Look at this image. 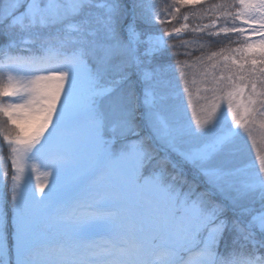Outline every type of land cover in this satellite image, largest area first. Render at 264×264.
Listing matches in <instances>:
<instances>
[{
  "label": "snow or ice",
  "instance_id": "1",
  "mask_svg": "<svg viewBox=\"0 0 264 264\" xmlns=\"http://www.w3.org/2000/svg\"><path fill=\"white\" fill-rule=\"evenodd\" d=\"M203 3L0 0V264H264V0Z\"/></svg>",
  "mask_w": 264,
  "mask_h": 264
},
{
  "label": "rangeland",
  "instance_id": "2",
  "mask_svg": "<svg viewBox=\"0 0 264 264\" xmlns=\"http://www.w3.org/2000/svg\"><path fill=\"white\" fill-rule=\"evenodd\" d=\"M154 2L162 6H167V5H171L173 3V0H154ZM223 2L224 0H204V3L196 6L195 9H193L192 7H187V6L181 8V12L179 14L181 21L178 22L177 26H179L180 23H185V21H183L184 14L189 15V20L186 23H188L190 27L195 26L196 24H200V23H207L208 22L207 19H199L198 17L193 16L192 13L194 11L199 12L201 9H203L209 4H220ZM173 26H174L173 24H169V25H157L156 27L157 28H164V27L171 28ZM186 34L193 35L190 31H186L185 33L182 34V36L185 39H188V40L201 39V38H197V36L195 35H193V37L191 38H187ZM168 39H171V38H168ZM172 42L177 43V44L180 43L179 40H175ZM198 54H199L198 52H193L192 56L190 57L181 56L179 59L181 60L188 59L189 61H191ZM189 116H191V113H189ZM258 153L261 155H264V129H261L259 127V123H257V126L253 130V136L251 138L246 139V141L240 145L239 163L245 164V163L251 162L252 160L256 159ZM189 178L191 179V176ZM4 194H5V189L3 185H0V204H2L3 202Z\"/></svg>",
  "mask_w": 264,
  "mask_h": 264
},
{
  "label": "trees",
  "instance_id": "3",
  "mask_svg": "<svg viewBox=\"0 0 264 264\" xmlns=\"http://www.w3.org/2000/svg\"><path fill=\"white\" fill-rule=\"evenodd\" d=\"M181 21V19H180V17L177 19V20H173L172 22H171V24H173L174 26H177L178 25V22H180ZM196 36V35H195ZM186 37L187 38H191V37H193V35H191V34H186ZM197 38H201V39H203V40H207V39H209L208 37H206V36H197ZM217 39H223V37H220V38H217ZM215 48H216V46L215 45H213V49L212 50H215ZM181 57V56H180ZM179 57V58H180Z\"/></svg>",
  "mask_w": 264,
  "mask_h": 264
}]
</instances>
